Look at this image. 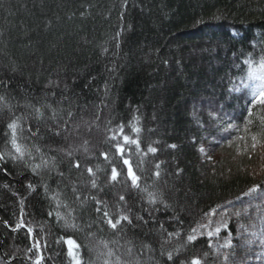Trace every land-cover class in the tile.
Listing matches in <instances>:
<instances>
[{
  "label": "trees",
  "instance_id": "obj_1",
  "mask_svg": "<svg viewBox=\"0 0 264 264\" xmlns=\"http://www.w3.org/2000/svg\"><path fill=\"white\" fill-rule=\"evenodd\" d=\"M262 56L264 0H0V96L9 105L0 106V154L11 149L7 123L19 117L34 157L0 161V264H33L40 254L41 264H73L69 240L82 264H173L169 251L175 264L194 256L219 264L209 239L187 244V235L253 185L264 188V108L249 118L247 92H229L243 61ZM229 124L245 129L249 152L206 161L208 142L234 140L221 128ZM117 141L139 188L126 179ZM41 158L48 163L34 173ZM113 165L124 172L118 183ZM88 167L99 169L95 188ZM104 210L131 223L114 230Z\"/></svg>",
  "mask_w": 264,
  "mask_h": 264
},
{
  "label": "snow or ice",
  "instance_id": "obj_2",
  "mask_svg": "<svg viewBox=\"0 0 264 264\" xmlns=\"http://www.w3.org/2000/svg\"><path fill=\"white\" fill-rule=\"evenodd\" d=\"M243 64L246 67V72H245V75L241 77V84L238 86L234 85L233 87L229 88V92H241V91L247 92V95H248V117L250 118L253 114V109L256 106H260V107L264 108V56H262L258 61L253 60V59H251V57H249L243 61ZM238 67H239V65H238ZM0 106L9 107L7 97L0 96ZM44 107H48V106L45 105ZM34 111L37 113L38 117L43 115L40 108H34ZM55 114H56L55 110L53 109V116H55ZM70 115H71V113H69V116ZM210 115H211V113H210ZM19 121H20V118L17 117L15 119H11L7 123V130L8 131L5 133V135L7 137L6 143L11 146V149L9 152H7L5 154H0V161L5 160V156H8L13 162L19 161V162L27 163V161L25 159L26 157L29 159H34V157L32 156V152L29 150V148L25 144L21 143V136L23 133V129L20 127ZM65 124H67V121L65 122ZM233 127H234V125L229 124L223 130L225 132H227V131L231 130ZM133 131L139 132V129L134 127ZM54 134L55 135L61 134L59 126H57V129H56ZM33 135H35V133H33ZM120 135H122L124 145L134 144V145H136L137 151H139L140 143H139L138 139H133V138L129 137L128 135L123 134V129H121ZM112 139H116V137L114 136V137H112ZM252 141H253V143H252L251 147L253 150H255V148L257 147V144L260 143V141L257 140L256 136L252 137ZM114 147L116 148V154H118L120 156V159L122 160L123 165L126 166V168H127L126 179L131 182V186L133 188H139L140 185L138 182L140 180V177L134 171V168L130 162V159L125 158L124 146L121 145L119 143V141H117L116 144L114 145ZM172 147H175V146L172 145ZM36 151L39 152L40 151L39 148H37ZM148 151L154 153L156 151V149L152 146H149ZM200 151L203 152L204 149L201 148ZM69 155H70V153H69ZM102 155H104L105 159L108 160L109 163H111V160H110L109 155L107 153H102ZM47 163H48V161L41 158V164L32 165L33 172L35 173L36 170L38 168H40L41 166H46ZM73 166L76 168L81 167L79 162H76ZM156 168H157V171L154 174L156 176H159V171H158L159 164L156 165ZM97 171H99V169L94 170L92 167L87 168L88 176L92 178L90 181L92 188L97 187V182L95 179ZM123 175H124L123 170H120V169H118V167L116 165H113L111 168V174L109 176V180H110V182L118 183L119 182L118 178L123 176ZM29 187H31V185ZM258 188H259V186L253 185L252 187H250L248 189L247 192L244 193V195L249 196L253 193H256L258 191ZM75 191H76V189L73 188V192H75ZM76 198L78 200L80 199L79 196H77ZM120 199L124 200V196H120ZM148 202L149 203H155L156 202V194L155 193H149V201ZM97 204H98L97 212H100L101 208L99 207V205L101 204V202L97 201ZM242 212H243V214H247L248 209L244 208V209H242ZM242 212L237 211L234 214L236 216H240L242 214ZM213 214H215V213L209 214V221H208L207 225L201 224L198 226L200 229H204V228L207 229L206 234L209 238V247L210 248L213 247V244L211 242L212 238L213 237L219 238V235H220L222 229H227V227H228V221L225 218L226 214L221 215V218L219 220L212 221L210 217ZM50 215H51V213H50ZM103 216H104L105 222L108 224V226L114 230L117 229V226L120 225L123 221H128L129 223H131L130 218L125 214H121V215H119V217L113 219V217L110 215V213L107 210H104ZM58 218H61V217H59V215H58ZM20 226H23V225H20ZM241 227H243V226H241ZM31 231H32V229L29 228L28 232L31 233ZM198 234L204 235L205 233L203 231H200L198 233V229L194 228L192 230V233L187 235L186 243L191 244V243L195 242ZM168 235H169V239H170L173 235L179 236V233H169ZM61 239H63V238H61ZM165 242H167V241H165ZM68 243H69L68 254L71 257L73 264H82L81 259L79 258L78 252L73 251V249H78L80 246L71 240H69ZM34 247H36L38 250L39 249V243L37 242L36 244H34ZM144 247L146 249H148L149 251L151 250L148 245H144ZM221 247H224V248H231L232 247L230 234H229V237L224 240V243H223V245H221ZM105 248H107V245H105ZM174 251L178 253L180 251V249L177 248ZM128 253L129 254L132 253L131 248L128 249ZM161 254L162 255L164 254L163 250H162ZM106 255H107V257H111L113 255V253L109 250L106 253ZM205 255H207V254H205ZM167 258L169 261H173V264H175L172 251H169L167 253ZM225 259H227V257H225ZM41 260H42V257L37 256L36 259L33 261V264H41ZM104 264H112V262L109 259H105ZM116 264H121V262L119 260H117ZM126 264H127V262H126ZM137 264H139V261H137ZM181 264H204V262L200 257L194 256L187 262L181 261Z\"/></svg>",
  "mask_w": 264,
  "mask_h": 264
},
{
  "label": "rangeland",
  "instance_id": "obj_3",
  "mask_svg": "<svg viewBox=\"0 0 264 264\" xmlns=\"http://www.w3.org/2000/svg\"><path fill=\"white\" fill-rule=\"evenodd\" d=\"M226 127L227 125L224 126V128ZM227 132L234 134V140L228 142L210 141L204 146L203 156L206 161L229 160L232 163L245 156L246 152H249L247 142L244 139L246 134L244 128L239 129L234 126ZM253 152L258 155V150ZM254 164L258 168L260 165L259 156ZM244 208L248 209L247 214H243L242 209ZM237 211H241L242 214L236 216L234 213ZM214 213L210 217L212 221L219 220L223 214H226L225 218L228 221L227 229H222L219 238L213 237L211 241L213 244L212 249L219 259V264H264V188L233 201ZM208 221L209 215L199 225H207ZM198 226L196 227L198 233L203 231L205 234H198L197 237L209 239L206 234L207 229H200ZM229 234L232 247H221Z\"/></svg>",
  "mask_w": 264,
  "mask_h": 264
},
{
  "label": "bare ground",
  "instance_id": "obj_4",
  "mask_svg": "<svg viewBox=\"0 0 264 264\" xmlns=\"http://www.w3.org/2000/svg\"><path fill=\"white\" fill-rule=\"evenodd\" d=\"M197 226H198V225H197ZM23 227H24V226H23ZM24 229H25L26 231H28V229H27L26 227H25ZM39 254H40V253H39ZM39 256L42 257L41 254H40Z\"/></svg>",
  "mask_w": 264,
  "mask_h": 264
}]
</instances>
